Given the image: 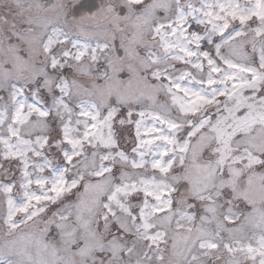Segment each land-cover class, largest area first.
<instances>
[{
    "label": "snow or ice",
    "instance_id": "1",
    "mask_svg": "<svg viewBox=\"0 0 264 264\" xmlns=\"http://www.w3.org/2000/svg\"><path fill=\"white\" fill-rule=\"evenodd\" d=\"M0 264H264V0H0Z\"/></svg>",
    "mask_w": 264,
    "mask_h": 264
}]
</instances>
